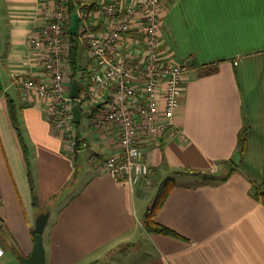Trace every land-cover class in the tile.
I'll use <instances>...</instances> for the list:
<instances>
[{
  "label": "crops",
  "instance_id": "0c3cea01",
  "mask_svg": "<svg viewBox=\"0 0 264 264\" xmlns=\"http://www.w3.org/2000/svg\"><path fill=\"white\" fill-rule=\"evenodd\" d=\"M42 1L0 0V264L31 253L41 214L44 264H264L255 198L264 192V0H172L163 9L161 47L188 70L176 135L142 144L150 172L131 186L89 164L114 150L87 122L76 125L84 148L63 155L43 107L13 84L15 73L34 72L29 40ZM98 2L73 0L75 13ZM166 179L175 185L152 221L174 236L142 226Z\"/></svg>",
  "mask_w": 264,
  "mask_h": 264
},
{
  "label": "built area",
  "instance_id": "2783aa9c",
  "mask_svg": "<svg viewBox=\"0 0 264 264\" xmlns=\"http://www.w3.org/2000/svg\"><path fill=\"white\" fill-rule=\"evenodd\" d=\"M171 1L99 0L81 7L76 12L82 47L76 78L68 60L69 0L39 2L38 26L29 40L34 72L12 76L21 100L43 107L51 134L71 159L85 146L73 123L75 103L80 121L85 117L89 129L114 150L105 158L92 155L89 164L130 186L150 172L142 144L165 132L176 135L172 119L188 63L174 61L161 47V15ZM73 79L78 82L76 100L69 97Z\"/></svg>",
  "mask_w": 264,
  "mask_h": 264
},
{
  "label": "trees",
  "instance_id": "16d2710c",
  "mask_svg": "<svg viewBox=\"0 0 264 264\" xmlns=\"http://www.w3.org/2000/svg\"><path fill=\"white\" fill-rule=\"evenodd\" d=\"M90 10V9H89ZM67 12L69 16H71L73 13H75V7L73 4V0H69L67 4ZM68 60H69V70L71 73L72 78H76L79 71V52L82 51V47L79 46L77 43V38L68 36ZM215 71V68H207L206 70H203V74H211ZM11 114V112H10ZM11 121L15 122L13 114L10 116ZM175 185L174 181L171 179L164 180L158 190L155 197V200L153 202V205L149 210H147L142 218V226L143 229L148 233H156L161 235H168V236H174V234L166 229L165 227L156 224L152 221V217L154 216L155 212L159 207L163 204V202L166 199L168 191ZM255 196V195H254ZM256 199H258L264 206V192L259 193L257 196H255ZM32 204L34 207H37V201L35 197H33ZM34 233L32 232V236Z\"/></svg>",
  "mask_w": 264,
  "mask_h": 264
},
{
  "label": "water",
  "instance_id": "95a60500",
  "mask_svg": "<svg viewBox=\"0 0 264 264\" xmlns=\"http://www.w3.org/2000/svg\"><path fill=\"white\" fill-rule=\"evenodd\" d=\"M78 28V17L76 13H73L69 19V25L67 28V35L70 37H75L77 35ZM78 95V82L76 79H73L70 84L69 97L71 100H76ZM72 115L73 123L78 125L80 122V110L77 105L74 103L72 105ZM202 181H211L213 180L212 176L202 175ZM48 220L47 214L39 215L34 221V235H33V244L31 253L27 257H18L20 264H44V248H43V231Z\"/></svg>",
  "mask_w": 264,
  "mask_h": 264
},
{
  "label": "rangeland",
  "instance_id": "374dc122",
  "mask_svg": "<svg viewBox=\"0 0 264 264\" xmlns=\"http://www.w3.org/2000/svg\"><path fill=\"white\" fill-rule=\"evenodd\" d=\"M86 124V118L85 117H83L82 118V121H81V123L79 124L80 126H82V125H85ZM78 125V126H79ZM80 130H81V128H80Z\"/></svg>",
  "mask_w": 264,
  "mask_h": 264
}]
</instances>
